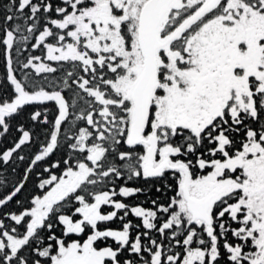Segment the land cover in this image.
Listing matches in <instances>:
<instances>
[{
	"label": "snow or ice",
	"instance_id": "6c2138e0",
	"mask_svg": "<svg viewBox=\"0 0 264 264\" xmlns=\"http://www.w3.org/2000/svg\"><path fill=\"white\" fill-rule=\"evenodd\" d=\"M0 8V264H264V0Z\"/></svg>",
	"mask_w": 264,
	"mask_h": 264
},
{
	"label": "trees",
	"instance_id": "16d2710c",
	"mask_svg": "<svg viewBox=\"0 0 264 264\" xmlns=\"http://www.w3.org/2000/svg\"><path fill=\"white\" fill-rule=\"evenodd\" d=\"M8 0H0V4L2 3H7ZM5 15V12L3 10V8H0V23L3 22V16ZM5 73V68H4V61H3V57L2 55H0V79L3 78ZM10 91V89H8L7 85H3L0 86V96L6 95L7 92ZM16 133L15 131H13L3 142H0V149H2L3 147H10L11 143L10 141L12 140V137L15 136ZM26 152L31 151L30 149H26ZM65 151V149H61L59 153L56 154V158H59L61 154H63V152ZM12 167H16V172L12 171ZM24 167V163L17 165H12V166H4V167H0V176H5L7 178V181L9 182V187H11V184L14 183L20 176L21 170ZM37 178L35 176L30 178L29 183L26 186V191L24 192V198H27L33 191H35V184L37 183ZM150 196H152L153 198L158 195L156 194L154 191L152 193H149ZM168 195H171V193H168ZM141 200L145 199L144 196L140 197ZM7 209H5L6 211Z\"/></svg>",
	"mask_w": 264,
	"mask_h": 264
}]
</instances>
